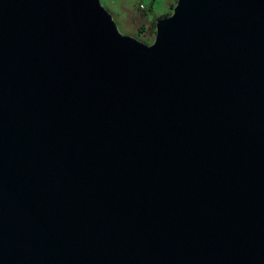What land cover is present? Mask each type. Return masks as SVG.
<instances>
[{
  "label": "water",
  "instance_id": "obj_1",
  "mask_svg": "<svg viewBox=\"0 0 264 264\" xmlns=\"http://www.w3.org/2000/svg\"><path fill=\"white\" fill-rule=\"evenodd\" d=\"M0 264H264V0H0Z\"/></svg>",
  "mask_w": 264,
  "mask_h": 264
},
{
  "label": "rangeland",
  "instance_id": "obj_2",
  "mask_svg": "<svg viewBox=\"0 0 264 264\" xmlns=\"http://www.w3.org/2000/svg\"><path fill=\"white\" fill-rule=\"evenodd\" d=\"M104 6L113 14L114 19L119 24L120 30L124 35L132 36L141 42L152 45L156 35L150 34L149 26L146 27L145 35L139 34V30L143 24V18L140 17L137 9L139 3H143L147 8L146 25L153 22L155 18L158 20L163 17L171 16L177 4V0H102ZM154 32V31H152ZM147 38V39H145Z\"/></svg>",
  "mask_w": 264,
  "mask_h": 264
},
{
  "label": "trees",
  "instance_id": "obj_3",
  "mask_svg": "<svg viewBox=\"0 0 264 264\" xmlns=\"http://www.w3.org/2000/svg\"><path fill=\"white\" fill-rule=\"evenodd\" d=\"M177 2H178V0H177ZM137 9L139 10L140 17L143 18V24H142V26H141V28L139 30V34L145 35L146 30H147L145 26H149L148 29H150L149 31H151L150 34L156 35V32H157V21H158V19L155 18L152 23L146 25V23H149L147 21V13H148L147 8L144 6L143 3L140 2L139 5H138V7H137ZM152 31H154V32H152ZM145 39H147V38H145Z\"/></svg>",
  "mask_w": 264,
  "mask_h": 264
}]
</instances>
